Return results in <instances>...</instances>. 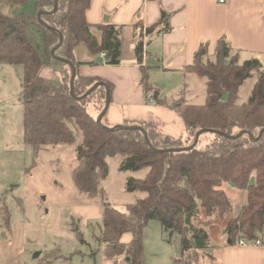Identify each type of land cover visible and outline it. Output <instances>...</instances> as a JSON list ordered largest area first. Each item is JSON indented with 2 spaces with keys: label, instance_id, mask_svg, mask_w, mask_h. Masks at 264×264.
<instances>
[{
  "label": "trees",
  "instance_id": "obj_1",
  "mask_svg": "<svg viewBox=\"0 0 264 264\" xmlns=\"http://www.w3.org/2000/svg\"><path fill=\"white\" fill-rule=\"evenodd\" d=\"M23 4L26 0H3ZM56 0H35L38 10H54ZM91 0H57V10L31 19L24 14L9 17L0 13V65H19L24 69L22 103L24 107V141L34 152L62 145L75 146L76 165L73 181L79 192L93 200L103 193V183L109 176V159L120 157L118 172L126 177L124 190L142 194L133 204L120 211L107 201L102 202L101 236L106 259L114 264H147L144 250V230L149 222L159 221L166 241L179 238L183 264L197 261L200 252L210 251L221 244H211L210 231L221 230L227 246H236L242 239L248 242L264 240V66L253 58L240 63L226 39L218 42L216 64L203 69L208 57L207 46H201L194 64L186 73L196 74L206 81V102L202 106L187 104L184 99L168 104L148 82L142 69L141 84L158 104L170 105L183 119L185 138L165 136L147 124L125 123L124 127L139 126L147 134L150 146L139 129H114L106 123L99 125L92 114L101 113L106 104V81L83 77L75 58V50L84 46L93 55L105 54V64H121L120 27L111 24L93 26L86 21ZM45 24L51 27H45ZM170 15L161 11L159 22L150 29L140 27L135 45L139 64L144 54V34L170 32ZM32 33H35L32 35ZM35 35L40 38L38 45ZM63 37L62 44L52 50ZM47 49L48 58H44ZM234 55V56H233ZM76 77L73 93L70 83L72 69ZM231 60V61H230ZM60 68L61 79L40 77L45 66ZM253 76L258 82L249 98L240 101L239 91ZM101 83L90 95H84ZM228 98L225 99V96ZM93 107V108H92ZM73 125V128L72 126ZM200 130L213 139L200 148L173 152L171 149L189 147ZM213 131H216L213 132ZM246 132L241 137L233 138ZM258 138V139H256ZM81 139V142H79ZM198 143V144H199ZM144 173L142 177L136 174ZM254 177V185H250ZM231 183L247 192V204L237 217L223 189ZM208 229H206V228ZM125 234L131 240L122 242Z\"/></svg>",
  "mask_w": 264,
  "mask_h": 264
},
{
  "label": "crops",
  "instance_id": "obj_2",
  "mask_svg": "<svg viewBox=\"0 0 264 264\" xmlns=\"http://www.w3.org/2000/svg\"><path fill=\"white\" fill-rule=\"evenodd\" d=\"M91 1L86 12L88 24H111L122 29L120 65H107L101 54L93 55L87 49L84 54L80 47L75 50L78 62H94L79 67L81 76L103 80L112 86L106 113V123L110 127L147 123L165 136L185 138L182 117L170 105L148 101L151 93H146L141 84L142 69L147 72L150 86L160 93V99L168 104L184 99L187 104L195 105L194 88L201 83L206 87V81L196 74L186 73L185 68L194 64L201 46H207L211 57L218 42L226 39L232 52L238 54L240 63L256 58L264 66V0H225L224 3L218 0ZM0 3L6 5L7 10L16 5L3 0ZM162 10L170 15L171 30L166 34L157 31L144 34V54L139 64L135 45L140 27L146 30L156 25ZM101 113L92 109L95 117ZM116 159L119 164L121 158ZM98 238L100 236L96 239L97 248L87 244L90 251H76L79 254L74 257L55 249L57 252H53L44 264H114L105 258ZM42 255L41 252L40 257ZM180 258L181 254L179 261ZM196 264H264V249L227 246L222 242L210 251L200 252Z\"/></svg>",
  "mask_w": 264,
  "mask_h": 264
},
{
  "label": "rangeland",
  "instance_id": "obj_3",
  "mask_svg": "<svg viewBox=\"0 0 264 264\" xmlns=\"http://www.w3.org/2000/svg\"><path fill=\"white\" fill-rule=\"evenodd\" d=\"M41 11L36 9L35 0L16 4L8 10L0 3V13L9 17L24 14L37 19ZM33 37L43 48L39 36ZM80 50L84 54L86 47L81 46ZM44 52L47 60V49ZM214 55L203 59V69L216 64ZM59 70L55 64L45 66L40 77L61 79ZM23 75L22 66L0 65V264H44L53 252H57L55 249L73 257L79 254L76 251L89 252L87 244L97 248L96 239L101 236L102 202L107 201L125 211L127 205L142 197V194L125 192V179L131 174L118 172L117 159H109V176L103 183V193L90 200L79 192L72 178L76 165L75 146L47 147L36 154L32 146L25 143ZM257 82V76L245 82L239 91L240 101L249 98ZM194 91V104L204 105L205 85L201 83ZM212 139L211 134L203 135L198 146L202 148ZM254 183L252 177L249 184ZM223 189L232 204L233 216L237 217L247 204V192L231 183H224ZM210 235L211 244L222 243L225 239L221 230L210 231ZM144 239L147 264H181L179 238L174 236L168 243L159 221L148 223ZM130 240V234L122 237L124 243ZM41 252L43 255L34 260V254Z\"/></svg>",
  "mask_w": 264,
  "mask_h": 264
},
{
  "label": "water",
  "instance_id": "obj_4",
  "mask_svg": "<svg viewBox=\"0 0 264 264\" xmlns=\"http://www.w3.org/2000/svg\"><path fill=\"white\" fill-rule=\"evenodd\" d=\"M57 6H58V4H57V0L55 1V7H54V10H52V11H50V12H47V11H41L39 14H38V19H39V21L41 22V23H43L44 24V22L42 21V19H41V17H42V15L43 14H47V13H52V12H54L55 10H57ZM45 27H47V28H49V29H52L51 27H49L48 25H46L45 24ZM62 41H63V37L60 35V40H59V43L57 44V46L52 50V55L53 56H55V52H56V50L60 47V45L62 44ZM63 62H65V63H67V64H69V66L71 67V69H72V78H71V83H70V89H71V93H73V86H74V80H75V77H76V70H75V66H74V64L72 63V62H69V61H66V60H62ZM101 85V83H97V84H95L92 88H90V90L84 95V97L85 96H88V95H90L97 87H99ZM228 98V95H226L225 96V99H227ZM109 105H110V92H109V90L107 89V93H106V104H105V107H104V109H103V111H102V113L100 114V116L97 118V122H98V124L99 125H102V119H103V117L106 115V113H107V110H108V107H109ZM107 129H109V130H114V129H139L140 131H142L143 132V135H144V137L146 138V142H147V144L150 146V142H149V140H148V138H147V134H146V132L144 131V129H142L141 127H139V126H130V127H124L123 125H120V126H116V127H113V128H107ZM206 131L205 130H200L197 134H196V136H195V139H194V142H193V144L191 145V146H189V147H182V148H177V149H171V150H169V151H173V152H182V151H188V150H192V149H194L197 145H198V143H199V138H200V136L202 135V134H204ZM213 132H215L216 133V131H213ZM264 131H262L261 133H260V135L263 133ZM243 134H248V133H246V132H241L240 134H238L237 136H235V137H233V138H238V137H241ZM256 139H258V138H256ZM40 257V253H35L34 254V259H38Z\"/></svg>",
  "mask_w": 264,
  "mask_h": 264
},
{
  "label": "built area",
  "instance_id": "obj_5",
  "mask_svg": "<svg viewBox=\"0 0 264 264\" xmlns=\"http://www.w3.org/2000/svg\"><path fill=\"white\" fill-rule=\"evenodd\" d=\"M218 1H219V3H224L225 0H218ZM101 56L105 60V54L102 53ZM147 98H148V101H150V102L153 101L151 94H148ZM237 245L240 246V247L258 246V247H261V248L264 249V240H257V241H254V242H248L247 240L242 239V240H240L238 242ZM186 258L187 257H181L180 258V261H181L182 264H183V262L186 261ZM190 263L191 264H196V261H194V260L191 259Z\"/></svg>",
  "mask_w": 264,
  "mask_h": 264
}]
</instances>
